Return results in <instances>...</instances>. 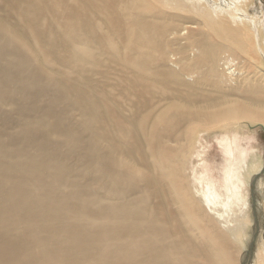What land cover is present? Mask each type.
Segmentation results:
<instances>
[{
	"label": "bare ground",
	"instance_id": "obj_1",
	"mask_svg": "<svg viewBox=\"0 0 264 264\" xmlns=\"http://www.w3.org/2000/svg\"><path fill=\"white\" fill-rule=\"evenodd\" d=\"M229 2L0 0V264H254L187 175L203 131L264 127L260 16Z\"/></svg>",
	"mask_w": 264,
	"mask_h": 264
},
{
	"label": "rangeland",
	"instance_id": "obj_2",
	"mask_svg": "<svg viewBox=\"0 0 264 264\" xmlns=\"http://www.w3.org/2000/svg\"><path fill=\"white\" fill-rule=\"evenodd\" d=\"M229 1L215 0L218 6L227 8L230 6ZM215 2L212 0V3L216 4ZM232 9L235 10L237 7L234 5ZM250 14L253 16L257 15V17L260 16L258 23L262 27V33L264 34V0H253ZM260 44L264 46V40ZM262 60L264 61L263 56ZM256 66L261 65L256 63ZM234 126L232 125L226 130L222 128H210L208 131H203L199 134V138L190 149L191 154L194 153L192 154L191 164L187 167V175L192 181L195 191L198 190L196 189L197 186H201L200 189H203L206 197L210 199L209 205L214 206L216 204L226 210H224V213H227V216L225 214L224 216L232 221L230 227L234 226L232 227L233 232H235L234 234L237 233L239 236L242 234L241 239L245 242H243L244 246L246 245L245 247L249 248L252 235L250 236L251 225L248 221L252 214H258L257 217L261 221L262 230L264 231V127L258 123L253 124V126L250 125V127L248 124L245 125V123L234 124ZM255 152L260 155V158L256 159L254 157V155L256 156ZM190 168L193 169V173ZM253 178L257 193L255 211L253 209L254 196L251 189ZM205 186L208 187V190H206ZM211 190L215 193L213 194ZM259 207L260 209L257 213ZM238 224L241 228L237 226ZM235 228L246 232L241 231L244 232L241 233ZM247 238L251 239L246 240ZM256 246H260V248L257 250ZM263 249L264 246H261L260 242L257 244L256 241L252 252L247 256V260L250 256L254 264H262L263 260L262 256L260 257V252ZM246 250L242 251V256L247 254ZM258 251L259 255H257Z\"/></svg>",
	"mask_w": 264,
	"mask_h": 264
},
{
	"label": "water",
	"instance_id": "obj_3",
	"mask_svg": "<svg viewBox=\"0 0 264 264\" xmlns=\"http://www.w3.org/2000/svg\"><path fill=\"white\" fill-rule=\"evenodd\" d=\"M251 189H252V194L254 196V205H253V209L255 211V207H256V190H255V182H254V178L252 179V182H251ZM258 228H259V225H258V219H257V216H256V224L254 225V235L252 237V240L250 241V245H249V248L247 250V254L251 253L252 250H253V247H254V244H255V239H256V233L258 232Z\"/></svg>",
	"mask_w": 264,
	"mask_h": 264
}]
</instances>
